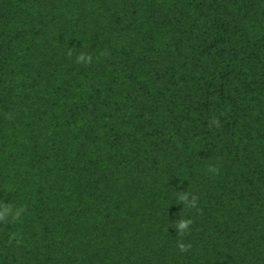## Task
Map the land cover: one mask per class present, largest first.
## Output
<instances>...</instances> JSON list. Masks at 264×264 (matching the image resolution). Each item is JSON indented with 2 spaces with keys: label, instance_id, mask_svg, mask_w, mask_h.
Segmentation results:
<instances>
[{
  "label": "trees",
  "instance_id": "trees-1",
  "mask_svg": "<svg viewBox=\"0 0 264 264\" xmlns=\"http://www.w3.org/2000/svg\"><path fill=\"white\" fill-rule=\"evenodd\" d=\"M5 206L0 264H264V0H0Z\"/></svg>",
  "mask_w": 264,
  "mask_h": 264
},
{
  "label": "clouds",
  "instance_id": "clouds-1",
  "mask_svg": "<svg viewBox=\"0 0 264 264\" xmlns=\"http://www.w3.org/2000/svg\"><path fill=\"white\" fill-rule=\"evenodd\" d=\"M79 59L81 61H87V62L90 61L89 58L84 57V56L79 57ZM13 211L14 210H13V208L11 206H5V207H3L2 209H0V218L8 217L9 215H11L13 213ZM19 215H20L19 211H15V218L18 219L19 218ZM179 227L180 228H184L185 227V224L184 223H181L179 225Z\"/></svg>",
  "mask_w": 264,
  "mask_h": 264
}]
</instances>
